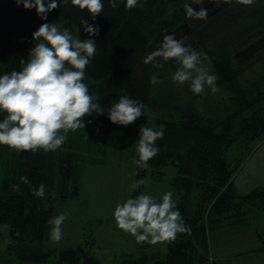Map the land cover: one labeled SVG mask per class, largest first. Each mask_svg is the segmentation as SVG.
<instances>
[{"label": "trees", "instance_id": "obj_1", "mask_svg": "<svg viewBox=\"0 0 264 264\" xmlns=\"http://www.w3.org/2000/svg\"><path fill=\"white\" fill-rule=\"evenodd\" d=\"M142 2L143 7L125 9L123 0L118 8L104 0L101 14L92 19L87 9L68 0L52 10L47 19L69 22L81 29L82 38H87L88 33L82 30L81 18L100 25L95 37L96 53L85 69L89 90L99 95L105 110L121 95H129L143 102L145 112H157L153 127L165 130L163 139L157 141L159 153L150 158L147 168L136 165L134 160L139 154L135 131L142 122L116 124L107 112L86 116L85 128L70 130L55 151H18L0 145V225L10 228L6 248L10 258L26 264H48L53 258H57L54 264H101L85 245L47 247L45 241L50 239L51 228L48 220L54 215L57 202L80 195L85 169L106 165L110 149L116 150L120 139L126 145L129 139L133 142L128 147L133 148L135 179L143 177L147 181L153 177L163 181L166 168L176 171L169 184L177 192V206L192 229L191 234H178L164 251L153 246V250L143 247L145 251L139 256L126 254L129 264H210V232L222 228L225 221L248 224L246 215L250 211L264 209V202H256L264 188L246 195L233 188V178L244 156L250 153L257 138L264 139V0H205L203 6L209 9L206 18L188 16L185 0ZM44 22L35 9L18 7L15 0H0V74L20 69V60L29 55L32 33ZM161 29L175 32L185 38L186 44L207 53L202 59L209 61L211 71L218 75L216 92L225 95L223 103L215 104L221 105L219 116L195 106L198 100L204 101V95L211 99L210 90L197 95L185 88L187 82L167 85L169 81L173 83L171 67L174 71L178 66L174 59L158 58L162 68L143 62L156 40L163 38ZM257 64L263 65V73L247 77L246 73ZM154 72L162 77L159 92L165 93L158 109L151 105L155 91L149 80ZM172 92L182 96L174 93L177 99ZM185 99H190L189 105ZM234 147L241 148L242 157L230 160L228 153ZM21 176H27L31 184L23 183ZM40 183L46 185L43 198L31 190ZM15 184L20 186L18 191L13 190ZM143 187L145 184L134 195Z\"/></svg>", "mask_w": 264, "mask_h": 264}, {"label": "clouds", "instance_id": "obj_2", "mask_svg": "<svg viewBox=\"0 0 264 264\" xmlns=\"http://www.w3.org/2000/svg\"><path fill=\"white\" fill-rule=\"evenodd\" d=\"M16 5L26 9H35L36 14L45 22L32 33V46L27 59L20 60V69H12L0 74V145L18 151L43 149L55 151L67 139L68 132L85 128V117L108 113L110 121L128 125L137 120L144 111L142 101L129 95H121L105 110L99 95L89 90L86 81V66L94 58L97 50L96 36L100 25L89 23L81 18V29L65 26V22H49V13L60 8L68 0H15ZM251 3L252 0H246ZM80 9H87L92 19L101 14L104 0H71ZM120 0H109L112 8L119 7ZM125 9L143 7L142 0H123ZM205 0H185L186 14L194 18H206L209 9ZM198 5L199 8H194ZM162 39L156 40V46L143 58L145 64L162 68L163 61L174 59L178 64L171 72V80L177 85L188 83L195 94L218 90V75L204 65L202 57L207 55L202 49L185 43V38L175 32L161 29ZM151 43V42H150ZM158 58H162L158 59ZM149 83H162V77L153 73ZM91 123V121H88ZM165 134L163 127L142 124L139 130L137 152L139 158L134 163L140 168H147L150 158L160 151L158 140ZM23 183L31 184L27 176H21ZM146 183L145 178L133 179L128 185L127 198L116 203L112 214L119 228L131 234L137 242L155 244L161 241H174L178 234H191V225L177 206L174 190L169 188L159 196L151 192L131 193ZM18 191V184L12 185ZM32 193L37 197L46 196V185L32 186ZM52 195H55L53 192ZM67 213L60 212L48 220L51 225L49 238L53 241L62 239V225Z\"/></svg>", "mask_w": 264, "mask_h": 264}, {"label": "rangeland", "instance_id": "obj_3", "mask_svg": "<svg viewBox=\"0 0 264 264\" xmlns=\"http://www.w3.org/2000/svg\"><path fill=\"white\" fill-rule=\"evenodd\" d=\"M58 22H65V26L73 27V30L76 29L75 26L65 20L59 19ZM203 63L209 67L210 71L212 70L209 61L205 60ZM170 70L173 71V68L171 67ZM262 73L263 65L257 64L246 73V76L252 78L261 75ZM167 85H172L173 87L175 86V83L169 81ZM152 88L155 91V95L154 103H151V105L154 109L155 107L158 109L159 102L161 101V98L165 97V93L159 92L162 88V84H159V87L158 84L152 85ZM185 88L191 91L188 84ZM174 93H177L178 97L182 96L178 92H172L174 97H177ZM209 96H211V99H208V96L204 95V101L199 102L198 100L195 103V106L209 115H218L219 110H221V105L215 104L223 103L225 95L222 92H214ZM178 97L177 99H179ZM189 100L190 99H185L184 103L189 105ZM202 104H209L210 106H207L208 108H206V106ZM217 106H219V108H216ZM145 113L146 114H143V116L137 118V122L141 121L142 124L149 122V126H155L154 118L157 112L149 110V113ZM140 127L141 126L135 131H138L136 133V141L139 139ZM127 142L128 145H126L125 141L120 139L116 144L117 149H110V152L106 157V166L113 165L112 169L100 174L90 171L87 174V182L84 187L86 188V191H84L83 188L80 196L65 202H57L55 204L54 215L60 212H65L67 213V219L62 225V239L60 241H53L51 239L45 241L47 247L52 249H64L85 245V247L90 250V254L97 256L101 264H129L125 259L129 257L126 253L134 254V256L141 255V252L138 253L139 248H136L133 245L134 242H137L135 238L117 226L112 214L114 206L100 207L99 205V202H106L110 199L116 204L118 201L123 200V196L125 199L129 195V192L127 191V187L130 184V181L127 179L129 175H125V172L127 168L129 170V166L133 164V154L131 153L133 148L132 146L128 147L130 146V143L133 142H131L130 139ZM134 145L136 144L134 143L133 146ZM252 146L250 153L244 156L245 158L233 178V188L236 193L240 195L250 193L255 189L264 188V139L257 138ZM227 153L228 151L226 154ZM228 157L230 160L240 159L242 157L241 148L234 147L229 151ZM119 162L123 165L121 170L118 169ZM103 166H105V164ZM165 174V179L163 181L153 180V177L147 180L145 188L143 187L142 191L151 192L153 195L159 196L169 188L173 189L169 182L171 178L176 175V171L169 167L165 169ZM83 184L84 177L82 178V187ZM134 191L132 194L133 196L135 194ZM174 194L178 202L177 192L174 191ZM259 201L264 202V194H261L256 198V202ZM255 210L257 211L252 210L246 215L248 224H238V222L235 223L236 220L231 222L225 221L222 228L231 227L230 229H227L226 231L222 228L220 229L223 231H217L219 229L215 230L217 232L212 235V241L216 243L217 250L227 249L234 245L233 242L224 241L226 234L230 233L231 230H234L232 228L234 225H242V227H240L243 228V231H241L243 233L242 235H238V237L241 238V242H243L242 247H245L243 248L244 250L264 246V209ZM9 232L10 228L8 225H0V264H26L10 258L6 252L7 245L10 242ZM92 240L95 242L92 243ZM147 243H144V247L147 250H153V244ZM145 248L141 247L140 250L144 249L145 251ZM126 250L128 251L126 252ZM227 251L228 257H233L236 254L233 252L234 249ZM224 253L226 252L223 251L222 254ZM56 260L57 258H53L51 263L48 264H54ZM233 262L234 259L231 263Z\"/></svg>", "mask_w": 264, "mask_h": 264}, {"label": "crops", "instance_id": "obj_4", "mask_svg": "<svg viewBox=\"0 0 264 264\" xmlns=\"http://www.w3.org/2000/svg\"><path fill=\"white\" fill-rule=\"evenodd\" d=\"M118 165V164H117ZM113 165H108V166H88L85 171H84V184L82 189L86 186V182H87V174L90 171H93V173H104L109 171L110 169H112ZM122 163L119 162L118 165V169L121 170L122 168ZM129 170L127 168L125 175H129V177L127 178L130 183L132 182V180L135 178V170L134 167L132 165L129 166ZM126 169V168H125ZM234 185V183H233ZM80 192V195L82 193V190ZM84 191H86V188H84ZM133 194V192L131 193V195ZM248 194V193H247ZM79 195V196H80ZM246 195V194H244ZM174 198L176 199V196L174 194ZM124 199V196H123ZM100 207H111L114 206L115 207V203L110 199L109 201L106 202H99ZM103 205V206H102ZM240 225H234L232 228L234 230H231L230 233L226 234V237L224 239L225 242H233L234 245L232 247H229L227 249H221V250H217L216 249V243H214L212 241V235L217 232V231H223V230H227L230 229L229 227H223L217 231H213L210 232L209 235V243H210V264H264V246H260L258 248H250L247 250H244L242 247V243L241 242V238L238 237V235H242L243 232V228H239ZM239 231V232H236ZM171 241H161V242H157L155 244H153V246H155V250H166L167 249V245L170 243ZM147 242H134L133 245L137 248H139V252L140 253L142 250H140V247H144L145 244ZM149 244V243H147ZM237 248V249H236ZM234 249L233 252H235L236 254L233 257H228V251L227 250H231ZM128 250H126L127 252ZM225 251L226 253L222 254V252ZM129 254V253H126ZM134 255V254H131ZM234 259V262L231 263V261Z\"/></svg>", "mask_w": 264, "mask_h": 264}, {"label": "flooded vegetation", "instance_id": "obj_5", "mask_svg": "<svg viewBox=\"0 0 264 264\" xmlns=\"http://www.w3.org/2000/svg\"><path fill=\"white\" fill-rule=\"evenodd\" d=\"M213 5H214V4H213V3H211V4H210V7H212ZM205 7H207V8H208V6H205Z\"/></svg>", "mask_w": 264, "mask_h": 264}]
</instances>
